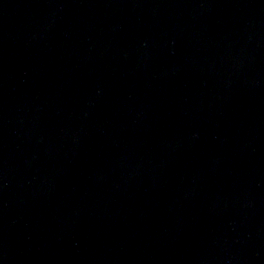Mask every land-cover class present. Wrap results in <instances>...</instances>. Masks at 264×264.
Segmentation results:
<instances>
[{
	"label": "water",
	"instance_id": "obj_1",
	"mask_svg": "<svg viewBox=\"0 0 264 264\" xmlns=\"http://www.w3.org/2000/svg\"><path fill=\"white\" fill-rule=\"evenodd\" d=\"M0 264H264V0H0Z\"/></svg>",
	"mask_w": 264,
	"mask_h": 264
}]
</instances>
